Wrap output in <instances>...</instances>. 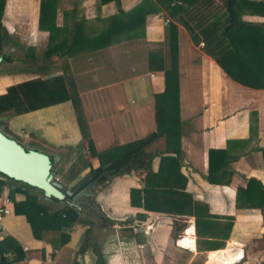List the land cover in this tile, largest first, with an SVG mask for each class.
Wrapping results in <instances>:
<instances>
[{
    "label": "crops",
    "instance_id": "obj_1",
    "mask_svg": "<svg viewBox=\"0 0 264 264\" xmlns=\"http://www.w3.org/2000/svg\"><path fill=\"white\" fill-rule=\"evenodd\" d=\"M140 1L120 0L119 6L127 12ZM211 2L204 19H223L221 0ZM96 3L97 0H58L56 26L70 29L74 22H81L85 35L97 33L102 28L99 20L115 15L117 7L114 2L106 3L97 13ZM38 8L39 0H5L1 25L17 50L30 54L33 60L27 58L28 61L35 63L31 69H41L40 74L46 77L59 76L62 67L69 69L94 150L97 153H119L153 132V94L162 91L163 76L162 72L148 71L146 56L149 51H162L167 65L164 14L146 17L142 39L120 42L98 51L78 47L72 49L66 58L52 56L42 61L48 34L38 29ZM71 10L75 14L63 18L62 12ZM192 14L195 15L194 12ZM232 14L240 21L264 23V0H233ZM177 26L180 29L177 47L182 87L179 115L183 159L180 172L186 178L185 191L192 198L206 202L212 215L233 218L226 247L221 251L206 252L204 257L211 261L223 252L227 261L225 250L231 245L242 252V258L235 264H259L264 262V222L259 208L239 209L236 206L235 192L251 178L264 189V171L260 161V151L264 150V60L258 55L239 52V58L259 74L261 84L258 89L243 87L226 77L202 52L201 42L194 45L187 32ZM13 75L17 74L0 75V94L12 85L5 81ZM251 113L255 115L250 117ZM13 116L0 120L7 124L9 133L21 140L26 149L47 155L58 172L54 178L66 187H71L89 172V168L82 165L84 161L89 160L91 168H97L95 160L78 150L80 136L68 102ZM14 121L21 126L18 132L10 128ZM244 140L249 142L240 148L231 144V148L235 147L231 154L239 155V158L228 166L229 184H208L204 177L209 149H225L230 142ZM162 146L160 139L151 149H162ZM156 167L157 158L151 163L152 170L155 171ZM142 177L143 173L139 174V171L115 177L93 194V203L109 218L116 221L133 219L130 225H125L129 229L114 226L101 233L99 245L105 264H189L196 255L195 248L194 252H188L171 245V217L130 207L128 191L139 188ZM7 188L1 190L0 199L8 198ZM11 200L10 215L4 220L6 235L20 249L27 247L28 251L23 253L26 256L24 264H42L41 258L50 246L32 238L15 205L23 200V196L16 193ZM136 214H144V218L136 220ZM188 221L193 223L192 218L185 217V227ZM82 232V226H74L69 232L68 243L58 249L50 264H72L73 260L78 264H94L90 250L74 257ZM137 234H141V243L136 242ZM139 245L143 248L139 249ZM188 255L189 260L185 263Z\"/></svg>",
    "mask_w": 264,
    "mask_h": 264
},
{
    "label": "trees",
    "instance_id": "obj_2",
    "mask_svg": "<svg viewBox=\"0 0 264 264\" xmlns=\"http://www.w3.org/2000/svg\"><path fill=\"white\" fill-rule=\"evenodd\" d=\"M119 1L97 0V13L101 5L110 2L115 3L117 13L99 20L102 28L97 33L85 35L81 22H74L70 29L56 26L58 0H39L38 29L48 34L46 50L41 60L47 61L52 56L66 58L72 49L78 47H88L92 51H98L120 42L142 39L146 17L162 12L168 20L165 27L167 65L162 51H149L146 56L148 71L162 72L163 76L162 91L153 94L155 130L119 153L111 151L97 153L88 132L75 84L66 66L62 67L59 76L34 78L8 86L5 92L0 94V118L68 102L80 136L78 150L84 151L89 159L95 160L97 167L107 163H110V166L93 176L89 160L83 162V167L89 168L87 177L91 178L90 183L95 182V187L86 201H78L76 206L67 205L71 201L70 197L62 200L53 197L44 198L39 189L28 187L1 174L0 192L4 187H8L7 196L10 201L13 194L23 196V200L15 205L24 217L34 240L42 241L50 248L59 249L68 243L71 229L74 226H82V237L74 257L90 250L94 264H105L99 245L101 233L114 226L122 227V230L129 229L125 225L132 223L133 219L116 221L109 218L93 203V194L111 179L139 171V174L143 173V177L139 180L140 187L130 188L128 191L130 207L171 217L173 219L171 245H174V240L185 228L184 218H192L196 255L189 264H202L204 253L224 249L232 229L233 218L212 215L206 202L192 198L185 191L186 178L180 172L183 159L182 123L179 115L182 87L177 47L180 29L177 25L187 32L194 45L201 42L202 52L214 61L226 77L243 87L258 89L261 86L259 74L242 61L238 54L244 52L258 55L264 60V23L236 19L232 14L233 0H221L223 19L213 21L204 19L205 12L211 7V0H141L127 12L120 9ZM4 5L5 0H0V18ZM74 14L72 10L62 12L63 18ZM9 44L13 45L9 43L6 29L0 22V54L4 56L3 48ZM24 56L33 60L30 54L25 53ZM251 115L255 114L251 113L250 117ZM0 128L4 136L22 144L21 140L9 133L7 124L0 121ZM249 135L251 137V118ZM160 139L163 148L151 149V146ZM248 142V140L233 141L228 143L230 145H226L225 149H209L207 174L204 177L206 182L213 186L228 185L230 179L228 166L239 158V155L231 154V150L235 148H231V144L234 146L237 144V148H240ZM155 158H157V167L154 171L151 163ZM260 161L264 171V150L260 151ZM51 172L55 176L58 175L54 166ZM66 181L69 182L70 179L66 177ZM235 204L239 209L259 208L264 222V189L257 180L248 179L244 187L236 189ZM143 218L144 214H136V220L141 221ZM142 241L141 234H137L136 242ZM6 253H12L13 257L10 260L6 259ZM189 257L190 255L185 258V263ZM23 258L24 254L17 243L11 237L4 235L0 241V264H13ZM44 258L45 254L41 258L42 261ZM222 258L223 255L218 254L210 264H217L218 259L223 264ZM201 259L203 261H198ZM72 264L78 263L73 260Z\"/></svg>",
    "mask_w": 264,
    "mask_h": 264
},
{
    "label": "water",
    "instance_id": "obj_3",
    "mask_svg": "<svg viewBox=\"0 0 264 264\" xmlns=\"http://www.w3.org/2000/svg\"><path fill=\"white\" fill-rule=\"evenodd\" d=\"M3 54H0V61ZM110 163L93 169L92 175L96 176L107 169ZM52 164L47 155L36 150H28L22 144L4 136L0 132V174L8 179L20 182L28 187H35L42 192L44 198L53 197L62 200L70 197L69 206H76L78 201L85 202L92 194L95 182L90 183L91 178L84 176L71 187L64 185L54 178L51 172ZM20 189H24L20 187ZM242 258V252L237 254L235 264Z\"/></svg>",
    "mask_w": 264,
    "mask_h": 264
},
{
    "label": "rangeland",
    "instance_id": "obj_4",
    "mask_svg": "<svg viewBox=\"0 0 264 264\" xmlns=\"http://www.w3.org/2000/svg\"><path fill=\"white\" fill-rule=\"evenodd\" d=\"M8 41H9V39H8ZM9 43H12L13 45H10L9 44L5 48L7 50H10V53L13 54L12 56L17 55V56L23 57V59H25V64L19 65V66L18 65H15V64H13L11 62H9V63L6 62L4 64L3 63L0 64V75H3L5 72H9L10 74H14V73L17 74V75H13V76H9V77L7 76L8 78L5 81V83L7 85H10V84L13 85V84H16V83H20L21 81L30 80V79H34V78L44 79V78H52V77H55V76H51V75L50 76H47V77L44 76V75L42 76L40 74L42 71L39 68L31 69V65H35V63L28 61V59L24 56L25 52H21V51L17 50V47H16V45L13 42L9 41ZM10 58L12 59V57H10ZM36 63H38V62L36 61ZM10 74H6V75H10ZM33 75H35V76H33ZM13 117H14L13 115H9V118H13ZM0 121L2 122V120H0ZM10 128H12V130L14 132H18L21 129V126L20 125H17V121H14V122L11 123ZM62 179H63V177H62ZM182 232H183V230L181 231V233ZM225 247H226V245H225ZM222 255H223V258H222V262H223V261H225V256H224V253L223 252H222ZM208 258L209 257L206 256V258L204 257V261H203V259L198 260V261H203L202 264H205V263L206 264H210V261L208 260ZM225 262H227V261H225ZM217 264H222L219 261V259L217 261Z\"/></svg>",
    "mask_w": 264,
    "mask_h": 264
},
{
    "label": "built area",
    "instance_id": "obj_5",
    "mask_svg": "<svg viewBox=\"0 0 264 264\" xmlns=\"http://www.w3.org/2000/svg\"><path fill=\"white\" fill-rule=\"evenodd\" d=\"M163 23L164 25L167 26L168 20L165 19ZM200 46H202L201 43ZM10 206H11V201L7 197L0 199V241L3 239L4 235H6V231L4 228V220L10 215ZM189 227L192 228V233L187 234L186 229ZM149 228L150 227H145V229H149ZM194 241H195V236H194L193 223L188 221V225L183 229V232L178 236L176 240H174V246L179 249L186 250L188 252H194ZM138 248L142 249L143 246L139 245ZM21 251L23 253H26L28 249L27 247L22 246ZM57 253H58V249L50 248L45 254V258L42 264H50L53 258L57 255ZM12 257H13L12 253L5 254V258L11 259ZM24 263H26V256H24V258L21 261L15 262L14 264H24Z\"/></svg>",
    "mask_w": 264,
    "mask_h": 264
},
{
    "label": "flooded vegetation",
    "instance_id": "obj_6",
    "mask_svg": "<svg viewBox=\"0 0 264 264\" xmlns=\"http://www.w3.org/2000/svg\"><path fill=\"white\" fill-rule=\"evenodd\" d=\"M3 53H4V56H3V59L0 61V64L1 63L4 64L6 62L7 63L11 62V63L18 65V66L25 64V59H23V57L17 56V55L12 56L13 54L10 53V50H7L5 47L3 48ZM10 57H12V59Z\"/></svg>",
    "mask_w": 264,
    "mask_h": 264
},
{
    "label": "bare ground",
    "instance_id": "obj_7",
    "mask_svg": "<svg viewBox=\"0 0 264 264\" xmlns=\"http://www.w3.org/2000/svg\"><path fill=\"white\" fill-rule=\"evenodd\" d=\"M186 233H192V229H186ZM183 243V242H182ZM226 259L227 262L223 261L224 264H233L237 260V254L239 253L238 250L234 249L231 245L226 248Z\"/></svg>",
    "mask_w": 264,
    "mask_h": 264
}]
</instances>
